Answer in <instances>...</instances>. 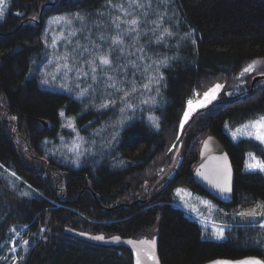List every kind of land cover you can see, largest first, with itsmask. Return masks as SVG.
I'll list each match as a JSON object with an SVG mask.
<instances>
[{
	"label": "trees",
	"instance_id": "trees-1",
	"mask_svg": "<svg viewBox=\"0 0 264 264\" xmlns=\"http://www.w3.org/2000/svg\"><path fill=\"white\" fill-rule=\"evenodd\" d=\"M106 1L11 0L0 21V242L5 229L14 226L22 231V240L34 242L17 264H132L125 245L89 241L75 233L104 239L157 236L161 264L263 256L240 226H232L221 242L203 240L199 224L172 204V192L185 186L210 197L192 181L191 169L199 142L213 134L234 172L233 203L219 205L239 209L264 201V175L244 171L246 153L264 158L263 146L249 138L234 141L225 132L228 124L264 113V81L244 97L199 112L185 132L184 149L169 171H174L172 177L166 175L147 203L135 200L146 196L151 182L167 167L188 102L217 84L229 96L239 94L248 88L252 73L264 71V0H167L163 25L172 34L149 40L142 34L141 42L155 58L169 57L158 66L164 77L160 101L152 111L158 127L144 117L125 125L110 156L118 165L107 158L78 168L60 165L43 150L44 141L61 132L60 113L74 117L83 129L96 119L102 121L111 107L97 112L67 93L42 89L29 77L31 59L41 50L40 30L47 16L79 12L91 18ZM47 2L53 5H45L39 26H19L22 19L28 23L24 18L37 17L38 8ZM254 61L253 70L245 73ZM136 69L126 70V86L142 79L140 74L132 80ZM192 135L196 139L188 142ZM39 233L43 236L38 240Z\"/></svg>",
	"mask_w": 264,
	"mask_h": 264
},
{
	"label": "rangeland",
	"instance_id": "rangeland-1",
	"mask_svg": "<svg viewBox=\"0 0 264 264\" xmlns=\"http://www.w3.org/2000/svg\"><path fill=\"white\" fill-rule=\"evenodd\" d=\"M10 1L6 0L7 5L10 4ZM129 2L130 0H107L102 10L92 15L91 18L81 15L79 12L53 13L47 16L41 25L40 38L43 44L37 57H32L31 59L29 77H34L42 89L67 93L77 100L84 101L85 107L93 108L97 112L109 110L111 107L109 113L103 115L102 121L99 122L96 119L92 124L84 126L83 129L76 126L74 117L65 115L64 112L63 116L60 115L61 132L54 138L46 139L43 145V150L46 154L54 157L55 161L59 162L60 165L78 168L85 164L102 163V160L106 158L110 163L118 165L120 162L116 161L113 156L110 159V156L121 129L129 122L143 117L145 122L152 125L153 123L149 120V117H154L156 123L158 122V116L152 111L159 103L161 93L159 92V84L157 85L150 81L160 75L158 66L164 64L169 57L155 58L150 50L143 48L141 42L142 34H144V40H149L154 36L161 38L167 35L165 32L167 28L163 25V14H165L164 11H166L168 1L139 0L143 5V7L139 8L135 5L130 7ZM120 5H123V7H119ZM40 8H38V14ZM76 14H79L82 19H75ZM37 17L35 16L36 19ZM58 17H65L66 20H61L57 23L54 18ZM117 17H119V21H116ZM32 18L33 16L24 18L28 23L23 22V19L20 22H23V25H32L33 23L31 24L28 21L29 19L32 20ZM132 19L139 21L137 31L126 36L124 33L130 27L126 21ZM67 21H70V23ZM114 21L120 24L119 28L115 26ZM167 30L170 32L169 29ZM117 36L120 37L122 42L114 44L113 40ZM104 55H107L112 63L111 66H105L101 69L98 58ZM93 60H95L97 66L96 80L92 79L91 65L88 63ZM129 67L137 68V75L133 73L131 77H134V79L132 80H138L140 74H142V79L139 80V83H132L126 86L129 79L125 76ZM84 73H87V75H84ZM254 73L250 76V82ZM43 80H47L48 83L43 84ZM261 81L264 80L257 82ZM250 82L248 88L250 87ZM113 83L115 87H110ZM256 83H254L253 89ZM145 85H148V87H145ZM81 92L84 94L80 95ZM125 93H128V95H125ZM204 93L201 98L193 99L192 107H196V104L203 102ZM226 93L227 91L222 87L217 93V98H224ZM186 100L189 101L191 99L187 98ZM110 101H115V103L109 104L107 108L101 107V105ZM144 101H147V103H144ZM129 105L132 107H128ZM188 110L189 103L186 108V111ZM194 112L191 113L184 125L187 127L184 129L183 140L173 166L177 163L179 155L184 149V144L186 143L184 142L186 141L185 132L194 117L199 113L194 114ZM261 116H264V113L247 119L242 123L228 124L225 126V132L234 141L241 138H249L258 141L264 148V143L254 138L256 129L242 127ZM69 124L72 127H69ZM237 129H241L242 133L252 132L253 136L249 137L246 134L238 133L234 139L233 133ZM196 137V135H192L188 142H193ZM177 141L173 148L170 146V160ZM200 144L201 142L198 145V152ZM252 156L256 160L264 161V158L255 155L253 152H247L244 163V171L246 172H248L245 167L246 164L254 162L251 159ZM5 171L7 174L12 173L11 171ZM256 172L260 171L256 170ZM260 173L264 175V172ZM166 175L168 176L169 172L163 174V176L160 175L162 178L153 189L164 180ZM13 191L16 192L17 189L13 188ZM21 195L24 194L21 193ZM172 196V204L185 209L190 215L187 212V215L185 213L184 215L199 224L202 239L221 241L213 236L218 229L223 228L224 236L226 237V232L232 226H240L244 229L243 235H248L249 239L254 240V244L261 249L264 255V228L260 227L264 223V219H261L260 216L252 218L241 217L240 215L242 212H248L253 209L260 211L261 209L257 206L264 204V201L239 207V209L234 208V206L225 209L210 197H208L209 199L203 197L185 186L175 187ZM42 236L43 234L40 235L39 233L38 240ZM22 237V231L15 226L5 229L0 242V264H13L14 260L15 264H17L20 256L24 259L25 254L34 245V242L29 243L27 239L22 240ZM24 241H28V243L24 244Z\"/></svg>",
	"mask_w": 264,
	"mask_h": 264
},
{
	"label": "water",
	"instance_id": "water-1",
	"mask_svg": "<svg viewBox=\"0 0 264 264\" xmlns=\"http://www.w3.org/2000/svg\"><path fill=\"white\" fill-rule=\"evenodd\" d=\"M52 6V2H47L42 4L40 8V12L37 15V19H33L34 26L37 27L42 22L43 17V11L45 5ZM22 22L19 23V26H21ZM264 80V71L262 72H256L253 74L250 82V87L246 89L245 91L235 94L232 96H229L228 92L226 93L224 98H217L216 100L212 101L210 104L200 107L195 110L194 114L204 111L211 106L215 104H222L227 102L235 101L241 97H244L245 95H248L252 89L254 83L257 81ZM187 126H184L180 138L177 141L176 147L172 152V158L169 161L167 167L161 173L157 175V177L153 180V182L150 185V188L147 192V196L145 198H140L138 200H135L139 203H147L152 195L153 187L158 183V181L162 178L163 174L168 173L173 166L174 162L176 161L177 154L179 152V148L181 146L183 136H184V129ZM174 174V171L171 172L168 179L172 177ZM192 174L193 178L192 181L195 182L197 185H199L212 199L216 200L217 202H220L222 204H231L234 200V172L232 168V164L230 161V158L228 156V153L226 152L224 146L222 143L218 140V138L213 134L206 135L203 140L201 141L199 152H198V159L192 166ZM162 175V176H160ZM167 179V180H168ZM166 183V182H165ZM165 183L162 184V186L165 185ZM224 184L227 183V186L230 188V191L228 192H221L217 187L216 184ZM135 201L132 203L134 204ZM77 236L82 237L84 239H87L89 241H96L100 242V240L94 239V237H88L86 235L75 233ZM155 240V248H154V257L155 259H148L149 253H153V249L148 244H141V241H153ZM104 243H113V244H122L129 248L132 256V264H136L137 258L140 259L141 264H161L159 253H158V239L157 236L154 238H119V237H111L106 238L104 240ZM247 258H256L260 260H264L262 257L257 255H245L240 258L230 259V258H215L213 260L204 262L202 264H212L213 261H240Z\"/></svg>",
	"mask_w": 264,
	"mask_h": 264
},
{
	"label": "snow or ice",
	"instance_id": "snow-or-ice-1",
	"mask_svg": "<svg viewBox=\"0 0 264 264\" xmlns=\"http://www.w3.org/2000/svg\"><path fill=\"white\" fill-rule=\"evenodd\" d=\"M132 5H135L137 8L139 7H143V5L139 2V0H130L129 2V6L131 7ZM7 2L6 0H0V20L4 19V15H5V10L7 8ZM119 7H123V5H120ZM75 19H82V17L79 14H76V16L74 17ZM33 19H35V17H33ZM61 20H66L65 17H58V18H54V21L59 23ZM116 21H119V17L116 18ZM114 21L115 26L117 28L120 27V24L118 22ZM70 23V21H67ZM127 24L130 25L129 29L127 32L124 33V35H129L131 33H134L137 31V25L139 23L138 20L136 19H132V20H128L126 21ZM167 35H171L172 33L169 32L167 29L165 30ZM74 35V33H73ZM187 35V34H186ZM163 37H161L162 39ZM101 39H103V37H101ZM121 39L119 36H117L116 38H114L113 43L117 44V43H121ZM99 67L101 69H103L105 66H111L112 61L108 58L107 55L104 56H100L99 58ZM91 65V72H92V79L96 80L97 76H96V72H97V66L95 64V60L93 61H89L88 62ZM256 62L254 61L252 64H249L245 69L244 72H251L253 70V68L255 67ZM65 67H67V65H65ZM84 75H87V73H84ZM109 79H111V77H109ZM164 77L162 74H160L157 78L151 80L150 82L155 83V84H159L161 80H163ZM43 84H47L48 81L47 80H43L42 81ZM110 87H115V84L113 83L112 85H110ZM145 87H148V85H145ZM222 85L217 84L215 87H213L212 89H210L208 92L204 93V100L202 103L197 104L196 108H200V107H204L207 104H210L213 100H215L217 98V93L220 91V89L222 88ZM133 91H135V89H133ZM84 93L81 92L80 95H83ZM125 95H128V93H125ZM115 101H110L107 104H103L101 105L102 108H107L109 107V104H114ZM144 103H147V101H144ZM189 110L185 111L184 113V117L183 119L180 121V127L181 129H183L184 124L187 122V120L189 119V117L191 116V113L194 112L196 110V108L192 107V102L189 101ZM128 107H132L131 105H129ZM123 111V109H122ZM61 116L64 115L63 112L60 113ZM149 120L153 123L154 126L158 127V124L156 123V119L154 117H149ZM69 127H72L71 124L68 125ZM243 128H248L251 127L253 129H256V133H255V139L259 140L261 143H264V116L259 117L257 120L254 121H250L247 124L242 126ZM246 134L249 137L253 136L252 132H247V133H242L241 129H237V131L235 133H233V138L235 139L237 134ZM251 159L254 161L253 163H248L246 164V169L248 171H260V172H264V161H260V160H256V158L254 156L251 157ZM216 187L221 191V192H228L230 191V188L227 186V183L224 184H220L217 183ZM179 191V190H178ZM24 195H28V193H25ZM259 209H261L260 211H257L256 209L250 210L248 212H242L240 213L241 217H252L255 218L257 216H260L261 219H264V204H260L257 206ZM261 228H264V223H262L260 225ZM41 231H43V229H41ZM214 238L217 240H222L225 238L224 236V229L220 228L217 230V232H215L213 234ZM94 239L97 240H103L104 237L102 236H98V237H94ZM28 241H24V244H27ZM141 244H148L152 249H153V253H149L148 255V259H155L154 257V248H155V240L153 241H141ZM20 259H23V257H20ZM13 264H15V260L13 261ZM136 264H141V261L139 258H137ZM158 264V261H157ZM212 264H264V260H260V259H256V258H247L244 260H240V261H213Z\"/></svg>",
	"mask_w": 264,
	"mask_h": 264
},
{
	"label": "crops",
	"instance_id": "crops-1",
	"mask_svg": "<svg viewBox=\"0 0 264 264\" xmlns=\"http://www.w3.org/2000/svg\"><path fill=\"white\" fill-rule=\"evenodd\" d=\"M226 207V206H225ZM225 239V238H224ZM223 239V240H224ZM203 240H207V241H215V240H211V239H206V238H204ZM223 240H221V241H223ZM221 241H217V242H221ZM216 242V241H215ZM247 255H257V256H260V255H258V254H247ZM263 255V254H262ZM245 256V255H244ZM243 257V256H242ZM260 257H262L263 259H264V255L263 256H260ZM219 258V257H218ZM237 258H240V257H237ZM230 259H235V258H230Z\"/></svg>",
	"mask_w": 264,
	"mask_h": 264
},
{
	"label": "flooded vegetation",
	"instance_id": "flooded-vegetation-1",
	"mask_svg": "<svg viewBox=\"0 0 264 264\" xmlns=\"http://www.w3.org/2000/svg\"><path fill=\"white\" fill-rule=\"evenodd\" d=\"M26 18H30V17H26ZM31 24L33 23V20H31V19H29L28 20ZM23 25V22H22V24H21V26ZM33 26H34V23L32 24Z\"/></svg>",
	"mask_w": 264,
	"mask_h": 264
},
{
	"label": "bare ground",
	"instance_id": "bare-ground-1",
	"mask_svg": "<svg viewBox=\"0 0 264 264\" xmlns=\"http://www.w3.org/2000/svg\"><path fill=\"white\" fill-rule=\"evenodd\" d=\"M105 122V121H104ZM7 168V167H6ZM191 173H192V169H191ZM192 178H193V174H192Z\"/></svg>",
	"mask_w": 264,
	"mask_h": 264
}]
</instances>
